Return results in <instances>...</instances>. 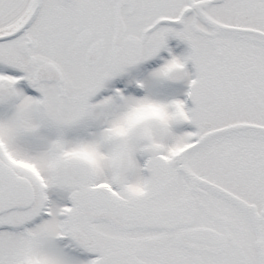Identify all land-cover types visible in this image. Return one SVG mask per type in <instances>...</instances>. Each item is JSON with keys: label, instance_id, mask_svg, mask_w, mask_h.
Wrapping results in <instances>:
<instances>
[{"label": "snow or ice", "instance_id": "snow-or-ice-1", "mask_svg": "<svg viewBox=\"0 0 264 264\" xmlns=\"http://www.w3.org/2000/svg\"><path fill=\"white\" fill-rule=\"evenodd\" d=\"M0 264H264V0H0Z\"/></svg>", "mask_w": 264, "mask_h": 264}, {"label": "flooded vegetation", "instance_id": "flooded-vegetation-1", "mask_svg": "<svg viewBox=\"0 0 264 264\" xmlns=\"http://www.w3.org/2000/svg\"><path fill=\"white\" fill-rule=\"evenodd\" d=\"M174 43V42H173Z\"/></svg>", "mask_w": 264, "mask_h": 264}]
</instances>
